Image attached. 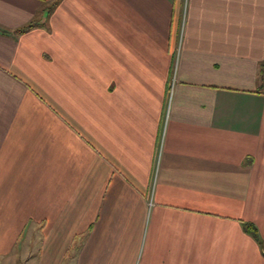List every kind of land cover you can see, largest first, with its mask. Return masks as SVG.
Here are the masks:
<instances>
[{"label":"crops","instance_id":"crops-1","mask_svg":"<svg viewBox=\"0 0 264 264\" xmlns=\"http://www.w3.org/2000/svg\"><path fill=\"white\" fill-rule=\"evenodd\" d=\"M0 264H264V0H0Z\"/></svg>","mask_w":264,"mask_h":264},{"label":"trees","instance_id":"trees-1","mask_svg":"<svg viewBox=\"0 0 264 264\" xmlns=\"http://www.w3.org/2000/svg\"><path fill=\"white\" fill-rule=\"evenodd\" d=\"M35 24H30L28 26H26L25 28L21 29V30H18L16 33L17 34H21V33H24V32H27L28 30H30L31 28L34 27ZM243 228L244 230L249 234L251 235L258 243L262 244V240L260 238V234H259V231H258V228L255 224L251 223V222H245L243 223Z\"/></svg>","mask_w":264,"mask_h":264}]
</instances>
